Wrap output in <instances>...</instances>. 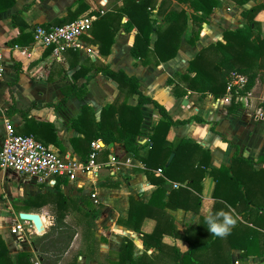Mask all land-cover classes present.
<instances>
[{"label": "crops", "instance_id": "crops-1", "mask_svg": "<svg viewBox=\"0 0 264 264\" xmlns=\"http://www.w3.org/2000/svg\"><path fill=\"white\" fill-rule=\"evenodd\" d=\"M83 1L87 7L76 18L91 15V28L80 37L79 46L67 49L60 60L54 59L50 50L36 43L33 38L30 42L24 38L19 39L20 42L12 39L19 35L20 25H25L22 32L31 35L34 25H55L52 24L53 20L66 15L76 0H14L10 7L0 10V146L5 133L4 119H8L16 133L33 136L45 146L71 159L85 160L91 148L89 145L88 153L82 155L87 144L84 132L90 134L97 130L102 108L112 102H125L128 105L137 102L136 94L120 93L117 82L99 71L100 67L108 66L112 70H122L126 75L136 77L141 92L162 104L173 119L190 117L186 123L171 125L166 139L172 141L175 138H188L198 143L209 151V167L229 166L234 152L243 158L252 159L264 153V119H252L254 107H264V101L260 103L264 87L259 98L253 99V107L252 104L241 103L240 108L231 112L227 111L229 98L226 94L214 98L211 94L201 95L195 91L179 96L172 92L173 85L178 81L174 75L187 72L188 60L202 47L222 40L224 30L249 23L241 11L264 0H248L243 4L233 0H217L207 21L202 23L195 44L186 41L191 31V23L188 21L181 35L178 53L158 65L152 62L143 65L131 55L130 48L136 28L132 27L129 31L123 29L128 16L145 17L148 15L146 11L132 10L123 15L118 23L113 14L123 0ZM155 1L150 16L156 18L158 25L163 23L162 11L166 12L171 7H183L191 11L188 3L164 0L159 6L161 0ZM252 20L255 34L264 36V8L256 10ZM111 30H115L113 41L109 52L103 54L99 45L101 34ZM154 39L153 33L151 43ZM258 82L264 86L257 78L253 85L254 92ZM254 100H258L256 105ZM9 107H14L15 111L6 112ZM82 107L86 109L82 110ZM140 111L141 133L137 136L141 146L139 154L149 142L152 127L161 119L151 103L141 105ZM194 116L203 121L195 120ZM77 117L80 119L74 126L72 121ZM108 118V114L103 115L104 122L108 120L110 124L111 119ZM212 124L214 129L211 128ZM95 140L100 145L97 154L100 168L96 172H78L73 180L57 179L54 184H45L16 171L0 168V198H4L0 199V204H8L0 209V220L4 218L9 221V225L0 222V237L11 257L15 258L18 251L24 250L31 253V262L38 259L40 264H45L43 255L32 243L31 236L34 234L27 235V244L22 246L16 236L10 234L11 226L18 219L11 221V215L5 218L2 217L3 213L8 210L17 216L19 212L37 213L44 226L43 232L35 234L40 236L49 229L54 219V203L46 194L59 191L66 198L74 200L64 219L75 234L61 255L49 256L52 261L54 257L58 259L54 264H111L118 260L117 254L124 238L133 243V257L150 264H170L176 251L186 253L191 246L211 238L214 242L209 247L195 251L193 264H215L218 253H223L225 258L229 254L230 264L264 263V254L263 258H245L241 255V249L230 248V244L235 242L234 236H242L236 229L233 232V228L239 224H251L236 213L234 208L216 205L212 197L214 181L208 173L201 181L200 192L186 187L187 194L182 207L183 199H170L169 192L172 187L184 186L189 179L183 182L169 180L162 172H157L159 168L150 169L149 177L143 163L126 151L121 141L105 144L101 139ZM110 156L115 157L113 164L109 163ZM259 166L256 165V168ZM157 178L164 179V182H159ZM173 183L177 185L173 186ZM158 188L163 190V195L151 205L155 209H149L152 193ZM36 195L43 203L23 209L24 200ZM130 200L149 206L147 212L150 214L142 219L139 230L127 222ZM209 209L213 212L224 210L233 215L236 223L227 235L215 237L207 231L202 218ZM73 211L84 217L85 223H91H86L90 229L96 227L93 235L88 234V238L83 236L73 223L68 222L67 216ZM157 215L163 217L164 221L159 231L158 244L156 240H147L143 236L153 232ZM259 232L261 251L264 250V229H259Z\"/></svg>", "mask_w": 264, "mask_h": 264}, {"label": "trees", "instance_id": "trees-1", "mask_svg": "<svg viewBox=\"0 0 264 264\" xmlns=\"http://www.w3.org/2000/svg\"><path fill=\"white\" fill-rule=\"evenodd\" d=\"M178 3H188L191 11L185 8L171 7L168 11H162L163 23L158 25L156 18H151L152 9L155 7V0H123L122 5L115 8V19L119 23L123 15H127L132 10H141L148 13L147 16H128L123 23V29L129 31L136 28V33L130 48L131 55L139 59L143 65L160 62L173 58L179 50L181 35L191 23V31L186 41L194 45L199 37L202 23L207 21V17L217 5V0H176ZM238 4H243L248 0H233ZM14 0H0V10L10 7ZM164 2L161 0L159 6ZM87 5L83 0H76L66 15L53 20L52 24H63L74 20ZM264 8V1L243 9L241 14L248 18L249 23L232 30H224L222 40L202 47L193 58L188 60L187 72L185 74L176 73L174 77L178 80L172 87L175 96L184 95L188 91H195L201 95L211 94L214 98L222 97L227 93L226 85L228 75L231 71L242 74L246 77L245 85L242 88H232L230 90L231 99L227 105V111L231 112L241 107L240 100L236 97L244 95L254 85L258 78L264 84V36L255 34L251 23L252 16L258 9ZM158 8V13H159ZM15 24V18L12 16ZM25 25H20L19 35L12 40L20 42L24 38L27 42L32 40L30 33L22 32ZM116 29V28H115ZM115 31V30H114ZM114 31L101 34L99 42L100 51L103 54L109 52L113 41ZM155 34V39L151 43V34ZM25 43V42H24ZM106 76L110 77L118 84L120 93L124 95H137L135 105H128L125 102H112L105 105L100 113L101 121L97 123V130L94 132H84L86 147L82 153H88L90 142L101 139L105 144L114 141H121L126 151L132 153L144 165L148 176L149 170L160 168L162 174L169 180H179L181 182L189 179L184 185L170 188L169 197L172 199L182 198L181 206L184 207V200L187 194V186L200 192L201 181L208 173L213 181L212 197L216 205L222 204L225 207H232L236 213L240 214L251 225L239 224L235 226L241 237L234 236L233 244L230 248L241 249L242 257L263 256L264 250L259 247V229H264V153L257 159L243 158L234 152L229 166L219 165L209 167V151L198 143L188 138H175L172 141L166 139V134L171 125L188 122L191 118L173 119L167 113L165 107L155 99L144 95L141 92L138 79L134 76L126 75L122 70H112L108 66L99 68ZM192 73V74H191ZM145 103H151L157 109L161 119L152 127L149 142L145 150L139 154L140 144L137 136L141 133L140 122L142 119L140 107ZM82 107V110H85ZM14 107H9L6 112H13ZM83 113V111H82ZM111 120L108 124L104 122L103 115H107ZM108 118V119H109ZM80 117L72 121L76 125ZM195 120L203 121L202 118L194 116ZM211 128L214 129L213 124ZM90 130V129H89ZM171 157V158H170ZM170 158V160H169ZM169 160V161H168ZM256 165L259 167L256 168ZM163 183L164 179L157 178ZM50 196L53 206V224L40 236H35L32 243L41 252L42 260L45 263L49 256L61 255L70 245L75 234L74 229L65 221V215L72 206L73 199L66 198L61 192L46 194ZM163 195L162 189H157L152 193L151 205L155 204ZM199 197L197 198L198 201ZM46 201V200H45ZM23 209L43 202L38 195L24 200ZM149 207V206H148ZM147 205H141L134 200H130L128 208V224L139 230L142 219L149 215ZM155 209V208H152ZM154 215V214H152ZM156 218V217H155ZM204 219V218H202ZM157 224L153 232L143 234L149 240H156L158 244L159 231L163 224V217L157 215ZM86 223L91 224L89 221ZM212 236V234H211ZM218 237V236H215ZM217 239V238H216ZM147 242V241H146ZM214 242L212 240L203 241L201 244L193 245L186 253L176 251L173 261L170 264H193L192 257L195 251L209 247ZM133 243L130 239L124 238L121 249L117 254L118 260L111 264H150L141 258H134L132 255ZM50 252V253H49ZM50 255H49V254ZM31 253L20 250L15 258L11 257L9 249L0 237V264H32ZM263 258V257H262ZM58 259L53 258L52 264ZM215 264H230L229 254L226 258L222 254H217ZM264 264V263H262Z\"/></svg>", "mask_w": 264, "mask_h": 264}, {"label": "built area", "instance_id": "built-area-1", "mask_svg": "<svg viewBox=\"0 0 264 264\" xmlns=\"http://www.w3.org/2000/svg\"><path fill=\"white\" fill-rule=\"evenodd\" d=\"M92 21V16H82L63 24L34 25L31 33L36 43L48 48L52 57L60 60L67 49L79 46L80 37L90 30ZM245 82L244 75L234 71L229 73L226 85V96L229 101L231 99L230 90L242 88ZM253 87L244 95L236 97V100L244 99L249 103L252 102L255 98ZM260 99V103L264 101V94ZM252 119H264L262 105L254 107ZM4 130L0 146V168L27 175L39 183L54 184L57 179L73 180L78 172L83 174L96 172L101 166L97 161L100 149L98 140L90 142L91 149L85 160H75L68 155H62L50 149L33 136L16 133L8 119H4ZM114 162L115 157L110 156L109 163L113 164ZM157 172H161V169H157ZM176 185L173 183V186ZM10 234L15 235L17 241L23 246L27 244V235L38 233L31 220H20L11 226ZM32 264H40V262L35 259L32 260Z\"/></svg>", "mask_w": 264, "mask_h": 264}, {"label": "rangeland", "instance_id": "rangeland-1", "mask_svg": "<svg viewBox=\"0 0 264 264\" xmlns=\"http://www.w3.org/2000/svg\"><path fill=\"white\" fill-rule=\"evenodd\" d=\"M82 16H91V15H89V14H87V15H82ZM82 16H80V17H82ZM257 87H256V90H255V92H254V95H256L255 97H257V98H259V95L261 94V90L263 89V85L262 84H260L259 82L257 83V85H256ZM252 102H253V100H252ZM252 102H247L246 100H244V99H241L240 100V103H246V104H252V107H253V103ZM258 103V100H254V105H256ZM14 172V171H13ZM1 200L2 199H4V198H0ZM6 203V204H5ZM8 204H7V202H4V203H2L1 202V204H0V209L2 210V208H5L6 206H7ZM11 210V209H10ZM15 211V210H14ZM8 212V213H7ZM10 211L8 210V211H6V212H4L3 213V216L2 217H4L5 216V218H7L8 217V214L9 215H11V221H14L15 219L17 220L18 219V221H20V219L18 218V216L16 215V214H14V213H9ZM16 212V211H15ZM68 222L69 223H73L74 224V227H76V229L77 230H79L80 232H82V234H83V236L85 235V237H87V235L89 234H92L93 235V233H94V231L96 230V227L94 226V228L93 229H90L87 225H86V223L84 222V217H82V216H80L79 215V213L77 212H71L68 216ZM3 219L4 218H1V220H0V222L2 223V222H4L3 223V225H6V224H8L9 225V221L7 220V219H4V221H3ZM6 227V226H5ZM31 238H35V234L34 235H32L31 236ZM88 238V237H87ZM52 259V258H51ZM45 264H52V260H50V259H48V260H46L45 261Z\"/></svg>", "mask_w": 264, "mask_h": 264}, {"label": "clouds", "instance_id": "clouds-1", "mask_svg": "<svg viewBox=\"0 0 264 264\" xmlns=\"http://www.w3.org/2000/svg\"><path fill=\"white\" fill-rule=\"evenodd\" d=\"M235 223L236 221L233 215L224 210L213 212L209 209L204 216V224L206 225L207 231L213 236L223 237L227 235Z\"/></svg>", "mask_w": 264, "mask_h": 264}, {"label": "water", "instance_id": "water-1", "mask_svg": "<svg viewBox=\"0 0 264 264\" xmlns=\"http://www.w3.org/2000/svg\"><path fill=\"white\" fill-rule=\"evenodd\" d=\"M170 158H169V160H170ZM18 218L21 220H31L37 233H41L44 231L43 223L41 221L40 216L37 213L19 212Z\"/></svg>", "mask_w": 264, "mask_h": 264}]
</instances>
